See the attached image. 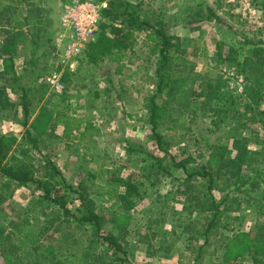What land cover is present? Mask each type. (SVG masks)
Segmentation results:
<instances>
[{
  "label": "rangeland",
  "instance_id": "374dc122",
  "mask_svg": "<svg viewBox=\"0 0 264 264\" xmlns=\"http://www.w3.org/2000/svg\"><path fill=\"white\" fill-rule=\"evenodd\" d=\"M32 1L38 3L39 0ZM126 1H142L143 10L162 11L170 28L174 30L179 26L181 29L169 31L183 39L188 60L195 64L199 79L221 81L226 96L235 97V110L222 116L217 126L213 122L218 117H202L197 111L196 116H191L187 124L179 126L176 131H167V126H162L159 132L165 137V150L159 148L143 110L144 97L155 91L150 77L153 69H149V64L144 61L147 56L145 48V54L140 55L137 51L131 61L126 60L127 68L122 76H114L108 70L107 62L97 66L78 58L75 72L79 71L82 77L66 86L67 93H56L47 84L50 72L47 73L45 68L49 67L47 58L51 57L52 41L59 32L60 13L69 0H45L39 7L38 16L29 14L27 8L20 10L18 20L28 18L30 21V27L23 29V37L26 41H42L40 65L34 75L31 69L25 70L24 59L31 56V47H28L26 54L15 58L13 73H8L4 61L9 56L6 55L0 60V86H9L15 74L24 77L21 84L26 87L36 81L46 85L45 96L30 124L41 116L42 107H59L90 120L97 128L81 142L77 135L67 141L63 138V127L53 128L47 117L36 128L41 150L36 157L38 161H53L62 173L58 189L69 197V208L73 213L79 214L82 208L78 194L69 188L76 191L86 189L96 211L101 212L104 234L119 238L126 252L120 256L130 264H253L250 256L224 261V254L229 240L240 234H249L254 241H264V116L259 115L264 112V84L257 83V80L264 79V0ZM206 6L212 8L222 21H202L198 28H189L199 8L206 14ZM40 19L44 28L39 37ZM28 28L35 29L27 31ZM195 28L198 30H193ZM15 32L10 29L2 31L0 41ZM138 39L137 50L142 48L144 36ZM48 40H51L50 44L46 43ZM23 48L24 45H20L19 50ZM220 51L223 59L235 52L239 61L230 64L219 60L217 54ZM240 62L247 63L244 72L237 67ZM249 77L250 85L256 89L245 94L249 84L246 78ZM97 91L103 93L100 98L88 95ZM7 92H10L9 87ZM9 94L11 100L16 101V96ZM222 106L229 110L227 105ZM17 119L13 109L0 110V134L14 136L22 144L26 129ZM234 138L251 140L248 148L254 159L252 170L244 166L239 173L240 179L224 167L232 157ZM152 156L166 158L164 164H169L171 159L177 163L187 162L186 171L172 168L170 176L162 175V171L152 170ZM202 165H207L213 174L215 185L211 193L224 211L222 224L212 231L210 243L205 247L202 234L208 225L210 200L206 187H200V183L206 181L200 177L187 180L188 175ZM150 173L152 177L149 179L147 175ZM112 174L134 176L146 182L148 187L146 197L131 210L127 223L122 219L114 223L117 215L124 212L114 201L96 195L97 186H103ZM38 195L36 186L28 185L0 198V216L6 234L12 233L16 237L20 231L29 228L40 238L42 245L41 253L35 255L29 249L14 251L7 243L4 251H0V264H9L5 255L10 252L24 263L34 264L40 255H45L49 262L44 264H67L66 247L81 232L70 230L68 222L53 205L32 209L30 203ZM60 228L69 234L64 243L61 242ZM108 256L109 263L115 259V256Z\"/></svg>",
  "mask_w": 264,
  "mask_h": 264
},
{
  "label": "trees",
  "instance_id": "16d2710c",
  "mask_svg": "<svg viewBox=\"0 0 264 264\" xmlns=\"http://www.w3.org/2000/svg\"><path fill=\"white\" fill-rule=\"evenodd\" d=\"M102 1L108 3L107 9L103 13L105 22L101 25L94 40L87 46L82 60H89V63L97 66L107 62L108 70L112 71L114 76H122L127 68L126 60L131 61L137 51L141 53L140 55L145 54L143 49L145 48L147 56L144 61L149 64V69H153L150 77L154 81L155 91L144 97L143 110L146 112L145 117L152 127L153 139L158 142L159 148L165 150L166 140L159 132L162 126H167V131H176L179 126L187 124L186 122L191 116H196L197 111L201 112L202 117L207 115L218 117V120L213 122V125L217 126L222 116L235 110L236 99L234 96H226L223 90V82L201 81L199 79L195 64L188 60L187 49L183 46L181 39L170 33L166 16L162 11L156 13L152 9L143 10L144 2L142 1L139 3L126 0ZM44 2L45 0H39L38 3L32 0H0V36L2 31L16 30L14 34H10L9 38L3 42L0 41V60H3L6 55L9 56L4 61L8 67V73L10 71L13 73L15 58L26 54L28 47H31V56L24 59L25 70L31 69V73L34 75L39 67L42 41L39 42L35 39L26 41L22 32L26 27H30V21L28 18L19 21L17 15L21 14L22 8H27L29 14L32 15L33 13L34 16H38L41 12L39 7ZM206 10L207 12L204 14V10L199 8L190 23L222 21L212 8L206 6ZM39 25L41 28H38L37 34L40 37L42 28H44L41 19ZM35 28H28L27 31H32ZM140 35L144 36V40L141 45L142 48L137 50ZM46 43L50 44L51 40L46 41ZM20 45H24L23 50H19ZM217 56L219 60L230 64L239 61L235 52L230 53V56L225 59H223L222 51ZM138 59H141V56ZM47 62H49V67L45 69L49 73L53 67L50 56L47 58ZM237 67L244 72L247 63L240 62ZM113 68L114 70H112ZM78 72L65 71L62 77L64 85L68 86L73 84L74 80L78 81L82 77V74ZM8 73L6 72V74ZM23 79V76H16L15 74L14 78L9 81V86H0V110L13 109L15 116L18 117L17 122L26 129L22 144H19L14 136L0 134V198L11 195L20 186H36L39 195L31 201L30 207L37 209L53 205L68 222L70 230L81 232V235L76 236L73 242L66 247V254L64 255L68 256L67 264H130L126 258L120 256L125 255L126 252L119 242V238L104 234V220L101 212L96 211L94 201L89 197L86 189L76 191L74 188H69L78 194L82 208L79 210V214L73 213L69 208V197L62 194L58 189L62 180V173L53 161L49 159L38 161L36 157L41 154L40 138L35 133L36 128H39L47 117L49 118L48 122H52L53 128L63 127V138L67 141L72 140L77 135L81 142L92 135V132H96L97 128L90 120L77 117L75 114H70L68 110L59 107L53 109L42 107L41 118L37 117L30 124L31 118L36 115L45 96L46 85L36 81V83L33 82L31 86L26 87L21 84ZM246 82L249 84L246 86L245 94L254 92L256 88L250 85L251 77L246 78ZM258 82L263 85L264 79H259ZM7 87H9L10 92H7ZM65 92L67 93V89ZM9 93L16 96V101L11 100ZM88 95L100 98L103 93L97 91ZM222 105H227L229 110L226 111ZM46 112L49 114L47 115ZM259 115L264 116V112H260ZM250 141L249 138H234L232 157L224 164L227 171L238 179H240L239 173L242 168L245 166L249 170L254 162L252 152L248 148ZM66 147L69 148V144H66ZM150 160L154 163L151 167L152 170L162 171V175L166 176L171 175L172 168L185 171L187 168V162L177 163L174 159H171L169 164H164L166 158L158 156H152ZM150 177H152L151 173L147 175V178L150 179ZM194 177H200L206 181V183H200V187H206L210 200L208 225L202 234L205 239L203 247H205L210 243L212 231L218 229L222 224L224 211L221 210L220 205H217L216 199L211 193L215 179L210 168L207 165L200 166L197 171L188 175L187 180L189 181ZM147 193L146 182L138 180L134 176L123 177L112 174L103 186H97L96 195L99 198L114 201L115 205L124 212L117 215L118 217L113 220L114 223L119 219L127 223L130 219L129 213L146 197ZM2 219L0 216L1 252L9 243L14 251L29 249L35 255L41 253V240L35 233L29 228H25L16 237L12 233L6 234V227ZM61 229V242L64 243L69 234L66 231H61ZM71 237L73 236L71 235ZM12 241L16 242L11 244ZM226 248L224 261L250 256L253 264L264 262V241H254L250 239L249 234H240L235 239L229 240ZM11 253L9 255L4 254L9 264H30L24 263ZM109 254L115 256V259L111 260L110 263L108 262ZM199 259L200 255L198 256ZM46 262H49L47 257L40 255L34 264Z\"/></svg>",
  "mask_w": 264,
  "mask_h": 264
},
{
  "label": "built area",
  "instance_id": "2783aa9c",
  "mask_svg": "<svg viewBox=\"0 0 264 264\" xmlns=\"http://www.w3.org/2000/svg\"><path fill=\"white\" fill-rule=\"evenodd\" d=\"M107 7V1L102 0H69L60 13L59 32L53 40L51 53L53 67L47 77V84L56 93L65 91L63 74L76 71L78 58L83 57L105 22L103 13Z\"/></svg>",
  "mask_w": 264,
  "mask_h": 264
},
{
  "label": "crops",
  "instance_id": "0c3cea01",
  "mask_svg": "<svg viewBox=\"0 0 264 264\" xmlns=\"http://www.w3.org/2000/svg\"><path fill=\"white\" fill-rule=\"evenodd\" d=\"M130 1H131V0H130ZM132 2H133V1H132ZM201 23H202V22L192 23V24H190L189 28H190V27H197V28H198L199 25H200ZM172 28H173V27H171V28L169 27V30H173ZM175 29H177V30H179V31L181 30V29H179V26H176V27L174 28V30H175ZM174 30H173V31H174ZM193 30H198V29L195 28V29H193ZM174 33H175V32H174ZM174 33L172 32L173 36H176L177 38L181 39L182 42H183V39L180 38L181 36H179V34H177V33H176V34H174Z\"/></svg>",
  "mask_w": 264,
  "mask_h": 264
}]
</instances>
